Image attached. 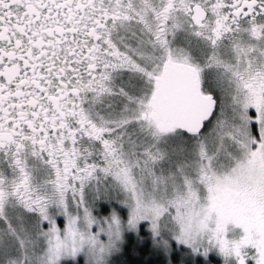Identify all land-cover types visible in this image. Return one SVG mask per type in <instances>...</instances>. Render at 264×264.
Masks as SVG:
<instances>
[{
  "label": "snow or ice",
  "instance_id": "snow-or-ice-1",
  "mask_svg": "<svg viewBox=\"0 0 264 264\" xmlns=\"http://www.w3.org/2000/svg\"><path fill=\"white\" fill-rule=\"evenodd\" d=\"M0 264H264V0H0Z\"/></svg>",
  "mask_w": 264,
  "mask_h": 264
},
{
  "label": "trees",
  "instance_id": "trees-1",
  "mask_svg": "<svg viewBox=\"0 0 264 264\" xmlns=\"http://www.w3.org/2000/svg\"><path fill=\"white\" fill-rule=\"evenodd\" d=\"M141 259H143V257H141Z\"/></svg>",
  "mask_w": 264,
  "mask_h": 264
}]
</instances>
